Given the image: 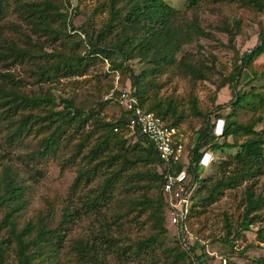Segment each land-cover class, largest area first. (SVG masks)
<instances>
[{"label": "trees", "instance_id": "trees-1", "mask_svg": "<svg viewBox=\"0 0 264 264\" xmlns=\"http://www.w3.org/2000/svg\"><path fill=\"white\" fill-rule=\"evenodd\" d=\"M66 2L71 6V0ZM184 2L186 10L207 4H236L253 12H264V0ZM64 8L51 0H0V30H20L0 46V62L5 66L33 63L36 67L31 71L34 84H41L85 75L91 62L107 59L111 61V70L130 73V87L135 89L145 112L156 114L178 131L190 116L200 119L202 125L197 131L194 147L187 160L175 166L176 172L187 168L192 178L190 212L183 230L180 225L172 223L162 191L166 165L154 145L145 135L131 130L124 109L116 119L106 120L102 115L105 106L111 102L118 104L120 91L114 90L104 102L88 108L62 99L63 109L58 111V99L53 94H28L22 90V81L1 74L4 82L0 83V212H3L0 234L4 233V236H0V264H57L59 253L65 247V231L78 214V209L70 211L66 208L59 224L50 228L53 217L50 208L46 213L40 212L36 220L21 223L28 204L25 196L28 187L20 181V169L11 163V154H18V150L23 151L17 155L18 160L22 159L24 166L35 169L49 160L67 165L76 164L80 158L71 189L75 193L83 189L87 191L83 195L84 204L96 216H103L102 211L109 204L114 207L116 201H121L118 197L121 188H128L137 194L126 199L131 206L128 214L137 210L133 220L140 222L138 218L145 217L140 224L147 225L151 233L130 245L119 247L123 254H145L151 257L153 264H159L155 260L159 251L169 260L164 264H202L206 254L198 255L197 248L187 242L190 219L219 202L226 191L238 189L264 176V128L257 129L264 123V113L259 114L264 107V93L256 87L250 91L238 89L245 71L252 75L248 84L256 80L264 81V69L258 72L254 68L255 62L264 55V33L258 35L255 47L237 58L234 68L220 87L231 88V102L218 105L215 111L204 112L199 108L197 97L191 95L189 113L186 114L177 99L161 94L166 86L161 79L176 72L192 81L209 79V70L213 71L214 65L208 67L205 63L194 62L190 56L177 58L183 46L190 43L193 37L207 36L197 23H184L183 12L166 0H108L96 8V12L107 11L109 14L100 30H92L91 23L74 27L71 15L77 13L78 7L72 8L70 14L63 11ZM14 16L21 23L12 21ZM22 24H26L33 34L46 36L52 44L59 43L60 47L46 51L44 43L21 30ZM240 28V22H235L234 26L225 29L230 42L234 41ZM76 30H80V35L87 40L89 50L84 55L80 52L84 41L76 39V34H79L75 33ZM116 56L122 61H117ZM134 60L145 65L139 74L127 65ZM226 107L231 111L224 116L222 112ZM246 108L253 115L243 123L236 117ZM213 113L217 120L211 124ZM219 120L225 121L222 135L215 131ZM132 133L138 137L133 144L129 138ZM229 139L233 142L230 143ZM30 140H37L35 147H31ZM225 148L237 149L232 160L222 163L219 173L202 178L200 160L203 154L211 152L214 155ZM36 170L40 177L44 176L42 170ZM96 180L98 185L90 187ZM245 200L244 218L235 229L231 217L225 216L224 243L242 237L244 224L252 220L249 213L264 206V195H255L250 189L245 192ZM117 219H121L120 214ZM167 223L177 232L173 246L164 242L169 230ZM93 239L99 243L90 244L84 238L75 241L78 264H106V250H113L114 245L121 241L107 233V229L100 230ZM11 250L16 254V263H7ZM257 264H264V258H260Z\"/></svg>", "mask_w": 264, "mask_h": 264}, {"label": "rangeland", "instance_id": "rangeland-1", "mask_svg": "<svg viewBox=\"0 0 264 264\" xmlns=\"http://www.w3.org/2000/svg\"><path fill=\"white\" fill-rule=\"evenodd\" d=\"M58 6H64L63 11L70 14L72 8H77V13L71 15V21L74 27L79 28L87 23H91L92 30H100L104 27L108 19V12H96V8L108 0H71V6L66 0H51ZM174 7L183 12L184 23L190 24L195 22L199 27L207 33V36H195L190 43L183 46L178 53L177 58L180 60L183 56H190L193 61L205 63L208 67L214 65V70H209V79L202 81H192L184 74L174 73L164 76L161 81L166 84L161 94L165 97L177 99L184 108L186 114L189 113V99L191 95H195L198 99V105L204 112L215 111L218 105H228L233 99V94L229 86L220 89L221 85L226 81L235 66L237 58L245 51L252 49L258 42V35L264 33V12H253L242 8L238 5H221L207 4L194 10H186L184 0H166ZM12 21L21 23L14 16ZM235 22H240L241 28L239 33L235 34L233 42L229 41V34L226 28L234 26ZM21 30L30 33L33 39H39L45 44V49L51 52L52 49L60 47L59 43L52 44L47 40L46 36H38L33 34L26 24H22ZM20 30L13 31L8 28L5 31L0 30V46L5 44L6 39L12 38L18 34ZM76 39H82V47L80 52L84 55L89 48L84 35H80V30H76ZM71 47V45H69ZM1 50V47H0ZM117 61H122L119 56L115 57ZM88 72L82 76H72L69 78H60L51 83L34 84L31 71L35 69L33 63H18L14 66H5L0 62V83L4 82L1 74L11 75L15 79L22 81V90L28 94L34 92L51 93L57 97L58 106L56 110H62V99L74 101L78 107H93L98 103L104 102L111 97L114 90L120 91L130 86V73L126 71L111 70L110 60H99L91 62ZM136 74H139L145 65L139 60H134L127 64ZM254 68L260 72L264 69V55H262L254 65ZM252 75L245 71L241 84L238 89L250 91L252 87H256L264 93V81L256 80L251 85L248 81ZM231 110L226 107L222 112L226 116ZM122 108L116 102H111L104 107L102 115L106 120L119 118ZM264 113V107L261 108L259 114ZM253 112L249 109H242L236 119L246 123L252 117ZM217 118L214 113L211 116V124ZM201 120L190 116L186 122L180 125L179 138L185 145L186 156L194 147L197 139V131L201 127ZM264 128V123L257 127L258 130ZM217 132H222V125L217 128ZM130 142L133 144L138 137L133 133L129 136ZM223 141V140H221ZM230 143L232 139L228 140ZM37 140H30L31 147H35ZM21 148V147H20ZM22 150H18V154ZM23 152V151H22ZM237 149H227L215 152L214 165L202 168L201 177H208L220 172V165L226 161H231L236 154ZM18 154H11L12 164L20 169V181L27 188L26 199L28 204L21 217V223L30 219L36 220L40 212L46 213L50 208L53 210V217L50 220L49 227L55 228L62 219L63 210L68 208L70 211L78 209V214L74 216V220L69 224V229L65 231L67 234L65 247L59 253L57 264H78L77 252L74 243L78 238L89 240L90 244L96 243L93 238L100 232L106 230L116 239L121 241L114 245L113 250H106V264H153L151 257L145 254L135 256L133 254H123L119 249L122 245H130L131 242L137 241L146 235H149L150 229L147 225L141 226L140 222H144L145 217L138 218L140 222L133 220L137 210L133 214H128L131 206L128 205L126 199L136 196L132 190L121 188L118 195L121 201H116L114 207L112 203L102 211L103 216H96L88 211L85 206V198L83 195L86 190L73 192L71 187L76 178V168L79 166L80 158L76 164L64 165L58 161L49 160L41 163L38 168L42 170L44 176L40 177L35 168L23 165L22 159L18 160ZM69 154L66 155V157ZM25 182L23 183V181ZM98 180L91 183L90 187H96ZM250 189L255 195H264V176L256 181H249L238 189L228 190L219 202L213 206L201 209L202 212L196 214L189 221L187 234V242L197 248L198 255L206 254L202 264H257L260 258H264V206L257 211L249 213L252 220L244 224L242 237L232 240L230 243H224L226 235L225 216L231 217L233 228L243 220L246 209L245 192ZM121 215V219L118 218ZM256 215H261L259 218ZM3 212H0V220ZM168 226V234L164 242L167 246H173L177 232L174 227ZM1 237L4 233L0 234ZM104 251H101L103 253ZM155 260L159 264L169 261L165 255L158 251ZM16 254L11 250L8 252L7 263H16ZM198 264V263H197Z\"/></svg>", "mask_w": 264, "mask_h": 264}, {"label": "built area", "instance_id": "built-area-1", "mask_svg": "<svg viewBox=\"0 0 264 264\" xmlns=\"http://www.w3.org/2000/svg\"><path fill=\"white\" fill-rule=\"evenodd\" d=\"M117 101L128 114L131 130L145 135L154 145L160 159L165 163L166 170L162 191L168 203L172 223L180 225L181 230H183L190 212L193 187L190 186L192 178L187 168H183L178 172L175 171V166L180 162H185L188 156L185 153V145L182 139L179 138V131L169 127L156 114L145 112L135 95V89L130 86L120 90ZM220 125L223 129L219 134L217 128ZM224 126V120H219L216 123L215 131L218 135L223 134ZM213 162V153L205 152L200 160V165L207 168Z\"/></svg>", "mask_w": 264, "mask_h": 264}]
</instances>
